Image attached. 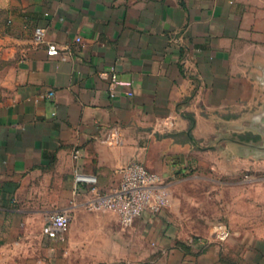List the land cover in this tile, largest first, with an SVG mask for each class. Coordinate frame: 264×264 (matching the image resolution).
Masks as SVG:
<instances>
[{"label":"crops","instance_id":"obj_1","mask_svg":"<svg viewBox=\"0 0 264 264\" xmlns=\"http://www.w3.org/2000/svg\"><path fill=\"white\" fill-rule=\"evenodd\" d=\"M263 70L264 0H0V264H264V158L225 141L253 137L235 128ZM132 160L171 177L167 206L125 223L74 189L81 170L111 191Z\"/></svg>","mask_w":264,"mask_h":264},{"label":"built area","instance_id":"obj_2","mask_svg":"<svg viewBox=\"0 0 264 264\" xmlns=\"http://www.w3.org/2000/svg\"><path fill=\"white\" fill-rule=\"evenodd\" d=\"M34 41L37 43H45L47 53L56 55L59 53L57 43L46 39V29L42 26L34 28ZM77 41L81 38L76 37ZM110 77L109 88L113 94L115 86L119 83L114 70L104 71ZM53 91H49L48 95H52ZM103 142L114 145L120 144L122 139L119 130L112 127L107 130L102 138ZM80 155V149L75 148L73 158L77 160ZM121 179L119 184L111 191L103 192L96 186L97 178L94 174L81 170L74 172V189L80 185H88L90 187L91 198L88 201V207L97 210H111L116 212L121 220L125 223H131L135 217L141 215L144 211L150 209L159 211L169 203V193L165 186L171 177L149 170L142 162L132 160L124 164L119 169ZM70 222V214L67 211H58L47 217L45 224V233L48 238H57L68 227ZM229 235V229L220 225L215 234L217 240H225Z\"/></svg>","mask_w":264,"mask_h":264},{"label":"water","instance_id":"obj_3","mask_svg":"<svg viewBox=\"0 0 264 264\" xmlns=\"http://www.w3.org/2000/svg\"><path fill=\"white\" fill-rule=\"evenodd\" d=\"M258 80L264 87V70L259 75ZM239 127L235 128L237 133L250 132L253 137L246 139L240 135L225 138L226 145H236L241 150V155H253L254 157L264 158V104L262 107L254 112L248 121H243Z\"/></svg>","mask_w":264,"mask_h":264},{"label":"rangeland","instance_id":"obj_4","mask_svg":"<svg viewBox=\"0 0 264 264\" xmlns=\"http://www.w3.org/2000/svg\"><path fill=\"white\" fill-rule=\"evenodd\" d=\"M188 188L189 189H192V192L194 193L195 196H201V186L200 185H186V183L182 184V192L185 194V190ZM182 208H183V211L186 210V203H185V200L183 198V202H182ZM197 209H200V206L198 205ZM223 222V221H222ZM217 223H221V221H216V224ZM222 224V223H221ZM219 225V224H218Z\"/></svg>","mask_w":264,"mask_h":264}]
</instances>
